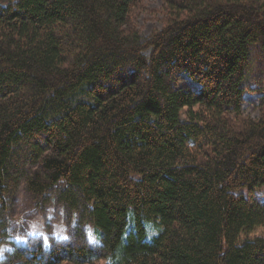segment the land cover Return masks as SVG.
Segmentation results:
<instances>
[{"label":"trees","instance_id":"trees-1","mask_svg":"<svg viewBox=\"0 0 264 264\" xmlns=\"http://www.w3.org/2000/svg\"><path fill=\"white\" fill-rule=\"evenodd\" d=\"M145 1L0 0V209L23 181L99 241L10 264H264V0H163L143 38Z\"/></svg>","mask_w":264,"mask_h":264},{"label":"rangeland","instance_id":"rangeland-1","mask_svg":"<svg viewBox=\"0 0 264 264\" xmlns=\"http://www.w3.org/2000/svg\"><path fill=\"white\" fill-rule=\"evenodd\" d=\"M162 7L163 0H148L143 2L142 9L134 14L143 38L161 28ZM178 87L192 92L199 89V85L185 74L180 75ZM255 88L253 85L252 89ZM261 97L263 94L256 91L244 94V115L253 119L259 116L258 105ZM22 182L20 181L13 196L7 199V203L0 209V264H10L5 259L13 249L28 257L38 246L50 248L57 244L56 241L74 245L79 238L78 230L92 245L99 243L92 223L85 217L70 213L54 192H48L40 198L33 197L24 189ZM262 203L264 204V197ZM152 223H145L146 237L154 236L158 232L157 227H151Z\"/></svg>","mask_w":264,"mask_h":264}]
</instances>
